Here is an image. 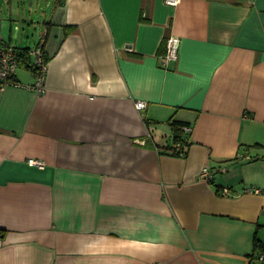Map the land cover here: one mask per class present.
<instances>
[{
    "label": "crops",
    "instance_id": "crops-1",
    "mask_svg": "<svg viewBox=\"0 0 264 264\" xmlns=\"http://www.w3.org/2000/svg\"><path fill=\"white\" fill-rule=\"evenodd\" d=\"M39 21L43 92L23 67L0 89V264H264V0H53Z\"/></svg>",
    "mask_w": 264,
    "mask_h": 264
},
{
    "label": "built area",
    "instance_id": "built-area-1",
    "mask_svg": "<svg viewBox=\"0 0 264 264\" xmlns=\"http://www.w3.org/2000/svg\"><path fill=\"white\" fill-rule=\"evenodd\" d=\"M168 5L176 6L180 0H164ZM180 46V38L176 35H169L165 40V51L160 54L159 61L160 65L167 67L170 62H176L178 60V51ZM43 46L42 40L35 46L32 50H29V56H34V64H36L38 71L36 73L37 79L33 85L27 86L30 89H34L36 92L40 93L44 90V74L46 70V64L43 62ZM17 49L10 45L0 46V89H4L10 85H20L16 79V70L18 67V57ZM135 106L138 110L144 109L146 107V102L143 100H137ZM184 133L190 134L192 131L191 125H183ZM178 148L180 146L178 145ZM182 155V152L180 153ZM249 158L250 156H244ZM27 162L30 165L37 166L42 168L44 162L37 158H29ZM213 175V170L208 167H204L199 173V178L204 180H211ZM245 192L259 193L260 190L257 187H249L244 189ZM228 190L225 188L223 190L224 194H227ZM260 260H264V253H259L258 255Z\"/></svg>",
    "mask_w": 264,
    "mask_h": 264
},
{
    "label": "rangeland",
    "instance_id": "rangeland-1",
    "mask_svg": "<svg viewBox=\"0 0 264 264\" xmlns=\"http://www.w3.org/2000/svg\"><path fill=\"white\" fill-rule=\"evenodd\" d=\"M53 0H0V34L13 46H28L32 50L39 38V23L51 9ZM33 23H32V22ZM15 32L17 36H15ZM34 62V56H30ZM29 74L27 69L17 72Z\"/></svg>",
    "mask_w": 264,
    "mask_h": 264
},
{
    "label": "trees",
    "instance_id": "trees-1",
    "mask_svg": "<svg viewBox=\"0 0 264 264\" xmlns=\"http://www.w3.org/2000/svg\"><path fill=\"white\" fill-rule=\"evenodd\" d=\"M7 45L3 42V40H0V46ZM17 49V57H18V67H23L29 70H32L33 72L37 73L38 68L36 64H34L31 60V57L29 56V50L28 47H15ZM48 61L47 54L43 51V62L46 64ZM170 125L173 126V142L174 144L172 146H166L165 149L170 150L172 155L179 156L182 152L181 156H185L187 154L186 147L190 145V134L184 133L183 131V125H190L186 122L177 121V120H170ZM178 145L180 148H178ZM254 250L259 249L261 253H264V243L257 239L255 237L254 239Z\"/></svg>",
    "mask_w": 264,
    "mask_h": 264
},
{
    "label": "bare ground",
    "instance_id": "bare-ground-1",
    "mask_svg": "<svg viewBox=\"0 0 264 264\" xmlns=\"http://www.w3.org/2000/svg\"><path fill=\"white\" fill-rule=\"evenodd\" d=\"M258 258V257H257Z\"/></svg>",
    "mask_w": 264,
    "mask_h": 264
}]
</instances>
